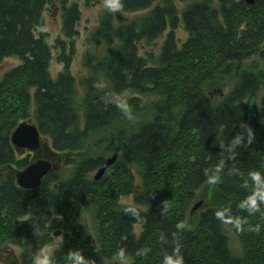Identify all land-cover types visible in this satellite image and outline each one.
Wrapping results in <instances>:
<instances>
[{"label":"trees","instance_id":"1","mask_svg":"<svg viewBox=\"0 0 264 264\" xmlns=\"http://www.w3.org/2000/svg\"><path fill=\"white\" fill-rule=\"evenodd\" d=\"M53 1L0 0V62L19 61L0 76V248L16 246L19 264H33L59 235L43 264H264V109L248 103L264 83V0L193 1L181 19L175 0H116L123 12L145 13L118 23L104 13L95 35L106 48L84 55L89 75L81 99L70 72L73 48L65 53L60 39L48 42L44 10ZM60 1L63 32L72 39L79 11ZM181 22L187 37L178 46ZM166 30L155 60L139 55V42L150 44ZM52 47L62 48L55 77ZM254 54L261 67L241 71L213 105L210 79L229 61ZM124 92L138 96L113 100ZM142 95L154 97L149 106ZM136 112L146 115L137 126L115 127ZM29 118L49 141L55 158H47L71 165L66 187L56 169L36 188L16 184L14 172L29 157L18 156L10 135ZM111 154L117 159L94 179ZM133 169L141 186L128 206L120 198L133 192ZM198 201L202 209L191 219ZM224 223L242 257L230 253Z\"/></svg>","mask_w":264,"mask_h":264},{"label":"rangeland","instance_id":"2","mask_svg":"<svg viewBox=\"0 0 264 264\" xmlns=\"http://www.w3.org/2000/svg\"><path fill=\"white\" fill-rule=\"evenodd\" d=\"M193 1H200V0H175V5L178 8V11L180 13L179 17L181 19V10H183L187 4L193 2ZM215 6L217 5L216 0H210ZM75 4L78 11H79V20L74 26V29L76 30V34H74V38L70 39L67 38L63 32V10H62V4L60 0H54L51 4H48L45 7L44 10V22H45V28L48 33L49 39L48 42L52 46L55 43V39H60L64 43V50L65 53L69 52V46L73 48V52L70 59V72L75 78V85L78 93V98L81 99L83 97V94L85 92V86L82 82L83 79H85L89 75V69L84 64V55L85 53L94 54L96 56L103 55L106 45L103 42V40L96 41L99 39L98 36L95 35V30L97 26L99 25V22L107 11H110L112 14L113 21L115 23L127 21L132 19L135 16H139L145 11H136V12H123L118 9L117 2L114 0V4L111 8L107 6L106 0H65L64 6L69 8L71 5ZM167 34V30L156 40L151 42L150 44H145V42H139L138 43V49H139V55L142 57L150 60L157 57L159 54L161 45L163 43V40ZM175 37L178 40V46L181 45V42H183L186 37L187 33L184 30L181 25L177 27L174 31ZM72 40V44L70 42ZM56 44V43H55ZM57 45V44H56ZM62 51V48H55L52 47V54L53 58L50 63V72L53 77L56 76V74L62 69V63H60L57 59V54ZM151 55V56H150ZM19 63L18 59L15 57H8L5 58L0 62V76L9 68L17 65ZM258 64V66L261 67L262 60L259 58L258 54H254L252 56H249L245 59H235L229 61L225 66L220 70L214 77H212L209 81V83L206 85L205 89L209 94L210 102L213 105H219L223 99L227 96L230 90H232L234 83L236 81L237 76L239 73L243 70H249L254 71L253 65ZM104 84L101 82L99 86H103ZM130 96H138L137 94L132 93H120L116 96H114L113 100L115 101H126ZM142 105L149 106V101L153 100L154 97L151 96H140ZM249 106L251 108H257V109H264V83L261 82L253 95L248 100ZM146 115L143 114V112H136L133 115H130L123 119L122 121H119L115 127L120 125L121 123L124 124L125 127H131L132 125L137 126L136 124L141 121V119H144ZM32 120L31 118H29ZM114 127V128H115ZM105 133L102 132L98 135H96L90 144L88 145L87 149L83 151V156L93 153V144L101 138ZM103 144V143H101ZM54 157V154L51 151L49 141L45 138L41 137V144L39 147V152L36 154L35 158L33 157V152L26 151H18L19 157H24V155H28L29 157V163L32 161L40 158V159H49L47 158L48 155ZM111 154L110 156H112ZM109 156V157H110ZM118 157V156H117ZM108 158V157H107ZM52 162V161H51ZM28 163V164H29ZM56 167V170L59 174V183L63 186H67V180L70 175L71 171V165H64V164H56V162H52ZM27 164V165H28ZM55 170V169H54ZM97 171V170H96ZM96 171L92 172V175L94 177ZM51 172V171H50ZM134 172V189L133 192L122 196L120 198V203L128 205V206H134L133 202V194L134 191L139 189L141 186V180L139 175L136 173L135 169H133ZM213 190V185L210 186V188L207 190L208 195ZM195 204V203H194ZM193 206V205H192ZM202 209L201 206H199L190 216L191 219H195L198 212ZM84 213V212H83ZM82 213V216L84 215ZM193 221V220H192ZM87 223H90V218L86 219ZM139 225H135L134 231L137 234L140 230ZM222 229L225 235L227 236L228 241V248L230 250V253L236 257H242L243 256V246L241 242L239 241L238 237L233 231V228L227 224H222ZM60 241L59 235H54L53 242L48 245L47 247H44L38 253L36 254L34 258L33 264H43L51 251L57 246V243ZM20 253V249L16 246H7V247H1L0 248V264H19L18 255ZM128 259H122V260H114L112 261L113 264H124L127 263Z\"/></svg>","mask_w":264,"mask_h":264},{"label":"water","instance_id":"3","mask_svg":"<svg viewBox=\"0 0 264 264\" xmlns=\"http://www.w3.org/2000/svg\"><path fill=\"white\" fill-rule=\"evenodd\" d=\"M247 4H253L254 0H244ZM107 6L111 8L114 4V0H106ZM10 142L15 147L16 151H28L33 152V157L39 152L41 144V135L38 127L27 119L17 124L10 135ZM117 159V154L105 159L104 165L101 166L95 173L94 179H98L102 176L107 168L113 164ZM51 160L49 159H36L29 163L21 170L14 172L15 182L22 189H33L40 185L42 179L52 170L56 169ZM202 205V201H198L189 210L191 215L199 206Z\"/></svg>","mask_w":264,"mask_h":264}]
</instances>
